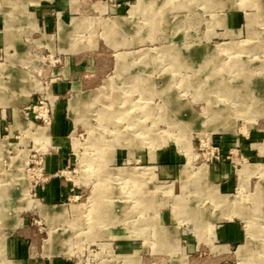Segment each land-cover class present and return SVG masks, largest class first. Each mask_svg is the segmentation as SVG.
<instances>
[{"label": "rangeland", "instance_id": "obj_1", "mask_svg": "<svg viewBox=\"0 0 264 264\" xmlns=\"http://www.w3.org/2000/svg\"><path fill=\"white\" fill-rule=\"evenodd\" d=\"M136 1L0 0V264H264V0Z\"/></svg>", "mask_w": 264, "mask_h": 264}, {"label": "crops", "instance_id": "obj_2", "mask_svg": "<svg viewBox=\"0 0 264 264\" xmlns=\"http://www.w3.org/2000/svg\"><path fill=\"white\" fill-rule=\"evenodd\" d=\"M121 1H128V0H121ZM48 7V6H47ZM45 20L41 22L42 26L45 28L46 31H49V18L46 16L44 17ZM39 195L43 196L45 203L47 206L57 202L58 199H61L65 195V188L63 183H59L58 181H54L47 186L42 191H39ZM27 241L23 237H18L13 241V247L17 251V256L21 258H26L27 256Z\"/></svg>", "mask_w": 264, "mask_h": 264}, {"label": "built area", "instance_id": "obj_3", "mask_svg": "<svg viewBox=\"0 0 264 264\" xmlns=\"http://www.w3.org/2000/svg\"><path fill=\"white\" fill-rule=\"evenodd\" d=\"M114 3H117V6H120V3L126 4L125 1H121V0H114Z\"/></svg>", "mask_w": 264, "mask_h": 264}, {"label": "bare ground", "instance_id": "obj_4", "mask_svg": "<svg viewBox=\"0 0 264 264\" xmlns=\"http://www.w3.org/2000/svg\"><path fill=\"white\" fill-rule=\"evenodd\" d=\"M144 1H146V0H137L136 2H137V4H139V5H143V3H144ZM241 90V89H240ZM76 103H78V102H76ZM9 229V228H8ZM3 237V236H2ZM2 239V238H1Z\"/></svg>", "mask_w": 264, "mask_h": 264}]
</instances>
